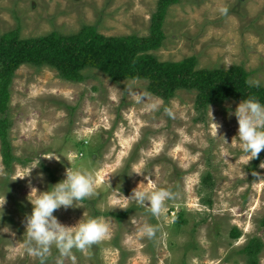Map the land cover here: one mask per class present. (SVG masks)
<instances>
[{"label": "rangeland", "instance_id": "obj_1", "mask_svg": "<svg viewBox=\"0 0 264 264\" xmlns=\"http://www.w3.org/2000/svg\"><path fill=\"white\" fill-rule=\"evenodd\" d=\"M157 3L0 0V38L12 31L21 40L53 32L72 36L85 26L108 38H146ZM222 7L227 15L220 14ZM162 31V46L149 53L159 62L195 58L196 70L242 67L250 85L258 80L264 88V0H181L168 9ZM81 74L83 81L74 83L47 66L24 64L15 72L9 140L20 161L7 173L0 154V198L6 197L0 264H40L24 248L29 200L63 180L67 168L91 172L96 195L53 215L69 227L103 219L110 235L85 252L73 249L71 257L52 247L46 264H247L242 251L254 240L263 245L257 264H264V150L249 162L241 151L234 115L241 101L210 107L212 122L209 108L204 115L197 111L196 91L180 89L164 100L149 91L151 79L114 81L92 67ZM136 93L163 104L153 112L147 107L152 100L138 104ZM141 183L138 190L173 194L161 216L135 201L119 208ZM146 224L158 229L151 239L141 235Z\"/></svg>", "mask_w": 264, "mask_h": 264}, {"label": "trees", "instance_id": "obj_2", "mask_svg": "<svg viewBox=\"0 0 264 264\" xmlns=\"http://www.w3.org/2000/svg\"><path fill=\"white\" fill-rule=\"evenodd\" d=\"M181 0H158L152 15L150 35L108 38L95 27L85 26L79 33L63 36L53 32L45 37L21 40L18 32L12 31L0 38V154L2 164L10 173L14 163L20 160L12 153L9 140L10 87L16 70L24 65L50 67L66 82H81V71L92 67L108 75L112 80L151 79L149 91L164 100L174 96L175 91H196V109L204 115L212 106H221L229 99L244 101L258 99L264 104V88L248 83L249 73L242 67L228 70H196L195 58L179 63L159 62L149 53L162 46L167 11ZM261 153V152H260ZM259 153V154H260ZM259 160V155L257 161ZM49 172L48 169H45ZM52 178V175L50 176ZM85 202L86 200H82ZM126 212L115 214L121 220ZM232 237L240 234L234 231ZM263 245L254 240L242 251L249 257L247 264H257L258 253Z\"/></svg>", "mask_w": 264, "mask_h": 264}, {"label": "clouds", "instance_id": "obj_3", "mask_svg": "<svg viewBox=\"0 0 264 264\" xmlns=\"http://www.w3.org/2000/svg\"><path fill=\"white\" fill-rule=\"evenodd\" d=\"M219 12L221 15H227L228 8L222 7ZM251 83L257 88L260 87V81L258 80H252ZM134 96L135 102L138 104L151 99L152 102L147 104V107L153 112L158 111L163 104L161 99L152 98L148 93H136ZM209 111L212 118L210 107ZM164 113L168 118L175 119V113L171 108L165 107ZM234 115L238 123L236 138L241 151L248 157L249 162L251 159L257 158L259 153L264 150V104L255 98L241 101L236 107ZM213 124L217 135L219 125ZM225 143L227 142L225 141ZM36 167H29L26 175L17 178L28 177L32 169ZM134 173L141 174V172L135 171ZM39 176L43 179L42 173ZM144 178L147 180L146 184L151 180L150 176ZM142 184L144 183L139 184L129 197L126 198L122 195L123 203L119 208L126 209L129 202L135 201L138 205L147 208L154 217L161 216L165 208V201L172 199L173 194L167 189L138 190ZM96 187L97 181L91 172L67 168L63 180L53 185L51 190L40 192L34 200H29L32 204V211L26 217L24 248L30 255L38 258L40 264H46V257L50 254L52 247L57 249L61 257H71L73 249L85 252L92 245L109 238L110 228L103 219L80 220L74 226L69 227L61 224L53 215L56 210L62 207L64 209L72 208L76 202L96 195ZM32 190L36 189L33 188ZM5 204L6 197L4 194L0 198V220L4 215ZM5 227L6 232H9V228ZM157 230L156 227L146 224L141 230V235L151 239L155 236ZM57 264H62V261H58Z\"/></svg>", "mask_w": 264, "mask_h": 264}]
</instances>
